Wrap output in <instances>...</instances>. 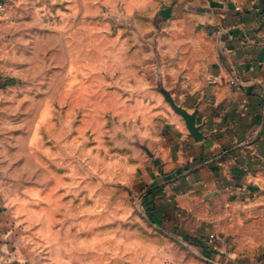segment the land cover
<instances>
[{
    "label": "crops",
    "instance_id": "crops-1",
    "mask_svg": "<svg viewBox=\"0 0 264 264\" xmlns=\"http://www.w3.org/2000/svg\"><path fill=\"white\" fill-rule=\"evenodd\" d=\"M15 2L19 9L36 6ZM11 5L0 2V73L21 80L0 93L2 105H12L0 116V264H68L53 253L52 223L37 219L41 193L33 195L30 177L17 173L29 163L20 161L34 132L25 131V121L40 111L33 97L11 95L32 83L25 73L33 71L37 40L26 27L31 21L13 16ZM134 6L149 12V24L155 9L159 38L167 42L161 56L172 60L165 86L177 104L197 110L203 133L196 140L184 118L171 115L151 159L158 187L145 202L160 229L173 235L158 233L166 243L160 257L169 264H264V0ZM146 35L152 39L150 30ZM24 107L27 115L17 119ZM169 242L176 245L170 262Z\"/></svg>",
    "mask_w": 264,
    "mask_h": 264
},
{
    "label": "rangeland",
    "instance_id": "rangeland-1",
    "mask_svg": "<svg viewBox=\"0 0 264 264\" xmlns=\"http://www.w3.org/2000/svg\"><path fill=\"white\" fill-rule=\"evenodd\" d=\"M8 1L37 37L35 65L24 77L32 83L11 95L39 103V117L36 110L25 121L34 132L20 162L29 163L17 173L41 193L36 214L53 225V253L68 264H169L158 233L173 235L156 224L145 198L158 187L151 159L177 114L163 93L171 94L164 70L172 60L161 56L167 42L155 9L149 24V12L134 6L156 0H36L25 9ZM0 79L15 85L20 78ZM2 102L0 116L12 108ZM175 249L169 242L168 262Z\"/></svg>",
    "mask_w": 264,
    "mask_h": 264
},
{
    "label": "water",
    "instance_id": "water-1",
    "mask_svg": "<svg viewBox=\"0 0 264 264\" xmlns=\"http://www.w3.org/2000/svg\"><path fill=\"white\" fill-rule=\"evenodd\" d=\"M163 93L166 97V100L173 107V109H175L177 113L180 114L186 121V126L190 131L191 136L196 140H201L203 138V133L200 131L201 126L197 125L196 122L197 110H195L193 113H190L182 106L177 105L170 93L167 94V92H164V90Z\"/></svg>",
    "mask_w": 264,
    "mask_h": 264
},
{
    "label": "trees",
    "instance_id": "trees-1",
    "mask_svg": "<svg viewBox=\"0 0 264 264\" xmlns=\"http://www.w3.org/2000/svg\"><path fill=\"white\" fill-rule=\"evenodd\" d=\"M0 82H1V84H0V86H7L8 84H11L12 83V81L9 79V80H7V81H1V79H0ZM149 193H151V192H149Z\"/></svg>",
    "mask_w": 264,
    "mask_h": 264
},
{
    "label": "built area",
    "instance_id": "built-area-1",
    "mask_svg": "<svg viewBox=\"0 0 264 264\" xmlns=\"http://www.w3.org/2000/svg\"><path fill=\"white\" fill-rule=\"evenodd\" d=\"M212 239H214V237H212Z\"/></svg>",
    "mask_w": 264,
    "mask_h": 264
}]
</instances>
